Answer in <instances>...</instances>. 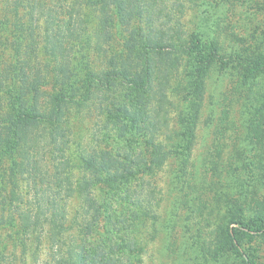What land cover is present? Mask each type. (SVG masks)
I'll use <instances>...</instances> for the list:
<instances>
[{"label":"trees","instance_id":"trees-1","mask_svg":"<svg viewBox=\"0 0 264 264\" xmlns=\"http://www.w3.org/2000/svg\"><path fill=\"white\" fill-rule=\"evenodd\" d=\"M187 6V0H73L62 28L54 0H0V55L10 58L0 75V92L7 99L0 116V163L7 161L0 186H10L8 197L0 198V225L15 228L24 244L34 231L49 233L54 264H133L137 220L152 214L149 194L155 193L144 174L171 156L181 161L193 147L204 82L218 56L213 45L210 51L205 48L202 34L186 39L174 26ZM80 7L90 9L96 28ZM135 19L145 25L133 26ZM116 27L127 32L120 48L114 43ZM184 53L190 57L191 85L177 116L178 138L165 141L175 106L170 92ZM42 55L47 63L39 60ZM254 68L264 72V57ZM42 95L49 96L45 109ZM72 106L77 113L94 108L97 127L88 157L82 155L88 173L79 189L88 217L77 221L76 239L69 243L67 201L76 188L69 183L70 159L63 154L70 131L64 124ZM257 111L264 115V103ZM50 144L57 146L55 159L62 158L52 177L42 171ZM20 175L32 179L35 202L21 195ZM233 207L218 232L215 260L227 252L243 258L240 245L246 235L264 232V222L253 230L235 217Z\"/></svg>","mask_w":264,"mask_h":264},{"label":"rangeland","instance_id":"rangeland-1","mask_svg":"<svg viewBox=\"0 0 264 264\" xmlns=\"http://www.w3.org/2000/svg\"><path fill=\"white\" fill-rule=\"evenodd\" d=\"M72 2L54 0L62 14V28L66 27L70 17ZM187 4L176 19L179 25L174 26L186 39L196 32L202 34L205 48L210 51L213 45L218 56L204 82V98L196 119L193 147L181 156V161L171 156L161 167L144 174L154 186L155 193L154 196L149 194L152 203L148 206L155 214L137 220L133 264H193L194 261L196 264H249L250 258L257 264H264V232L251 231L246 235L240 245L243 258L231 252L219 260L213 257L218 232L226 222L231 206H234L235 217L244 219L253 230L264 222V115L257 111L264 103V72L254 68L264 57V0H187ZM86 8L80 7L81 12L87 13L89 25L96 28L97 19ZM45 13L48 15V8ZM140 25L144 26L145 22L135 19L133 26ZM41 27L46 29L43 23ZM113 31L114 43L120 48L127 32L123 33L122 27ZM99 36L103 40L102 35ZM7 57L0 55V75L10 62ZM182 59L179 79L174 81L170 92L175 106L169 116L170 135H163L165 141L178 138L175 133L180 129L177 116L185 105L191 85V77L187 74L190 57L184 53ZM39 60L47 63L49 59L42 55ZM45 67L41 64L42 72L47 71ZM48 100L47 95L40 97L43 109ZM6 103L5 94L0 92V116H3ZM71 111L68 126L66 121L63 123L70 129L68 146L65 154L57 153V156L63 154L70 159L66 172H70L69 183L76 188L67 201L65 237L69 243L76 239L77 221L85 222L88 217L84 194L79 189L88 173L82 168V155L86 153L88 157L90 145L93 147L95 143L97 127L94 108L89 113H77L72 106ZM54 149L57 146H47L42 163V171L49 177L62 160L55 159ZM6 165L7 161L0 163V180ZM19 180L21 195L32 202L38 200L36 190H31L29 175H20ZM148 186L149 183L146 192ZM6 189L0 186V198L8 197L10 186ZM16 231L11 226L0 225V264H54L49 233L42 229L34 231L27 235L24 244L21 234Z\"/></svg>","mask_w":264,"mask_h":264}]
</instances>
